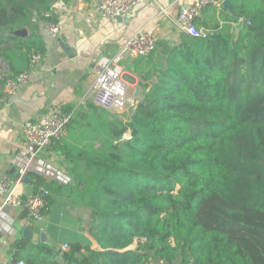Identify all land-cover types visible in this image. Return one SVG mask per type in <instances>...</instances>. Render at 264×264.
<instances>
[{
    "label": "trees",
    "instance_id": "16d2710c",
    "mask_svg": "<svg viewBox=\"0 0 264 264\" xmlns=\"http://www.w3.org/2000/svg\"><path fill=\"white\" fill-rule=\"evenodd\" d=\"M59 1L0 0V98L45 54ZM226 1L201 9L203 36L178 32L137 59L133 118L91 102L65 109L67 135L52 147L71 182L27 178L32 194L48 191L45 214L55 196L86 208L87 236L48 225L49 243H12V264H264V0Z\"/></svg>",
    "mask_w": 264,
    "mask_h": 264
},
{
    "label": "crops",
    "instance_id": "0c3cea01",
    "mask_svg": "<svg viewBox=\"0 0 264 264\" xmlns=\"http://www.w3.org/2000/svg\"><path fill=\"white\" fill-rule=\"evenodd\" d=\"M98 0H69L54 4L62 27L61 35L50 37L45 27L41 35L46 47L43 61L30 83L9 98L4 89L0 98V175H16L18 162L15 158L23 143L22 124L34 118L48 106H60L64 111L71 107L76 111L87 102L93 103L94 83L106 61L119 57L114 65L122 74L131 92L129 100L140 102L142 89L139 73L145 68L138 60L121 54L125 41L140 30L152 31L159 40L175 42L179 32L176 18L181 10L196 0H141L131 13L113 22L101 17L94 9ZM224 1V0H222ZM218 8V7H217ZM240 28V24L232 25ZM238 30L234 33L237 34ZM113 66V64L111 65ZM7 66L0 59V77ZM136 89H138L137 96ZM72 113V112H71ZM128 132L124 139H129ZM36 173L48 181L62 184L71 182L63 157L52 146L43 150L35 159ZM16 194L25 200L32 194L29 178L16 187ZM1 205V202H0ZM5 213L14 220L11 231L0 233V264H12V243L20 237L33 242L49 243L48 225L73 232L83 231L89 223V212L65 198L53 197L52 205L45 214L46 222L38 225L26 219L20 208H6ZM29 229L30 237L24 236ZM84 232V231H83ZM87 236V233L84 232ZM60 246V247H59ZM62 244H56L55 249ZM64 264L61 259H58ZM15 264V263H14Z\"/></svg>",
    "mask_w": 264,
    "mask_h": 264
},
{
    "label": "built area",
    "instance_id": "2783aa9c",
    "mask_svg": "<svg viewBox=\"0 0 264 264\" xmlns=\"http://www.w3.org/2000/svg\"><path fill=\"white\" fill-rule=\"evenodd\" d=\"M141 0H98L94 11L101 17L113 22L117 17H123L132 12ZM222 0H196L194 3L181 10L176 18L179 32L191 37L203 36L205 31L195 23L200 16L201 9L211 5L220 7ZM55 11V6L53 5ZM47 34L52 37L61 35L62 27L59 22L44 26ZM157 36L148 30L133 33L123 44L121 54L131 60L147 58L154 50ZM43 61V56L34 53L30 56L29 69L10 79L4 84V92L9 98L14 97L20 89L26 87L34 74L38 71ZM119 57L113 61H106L94 83L93 104L108 112L123 114L131 117L127 109L134 108L137 102L130 101L127 97V84L122 79L120 71L114 65ZM113 64V66H111ZM72 120V113L64 111L60 106H48L34 118L25 121L21 126L23 143L15 158L18 162L16 175H0V233L13 229L14 220L6 213V208H20L25 212L26 219L34 224L43 225L46 222L45 207L48 191L40 187L38 192L30 194L21 200L16 194V187L30 172L36 173L35 159L46 148L55 142L61 141L67 135L68 126ZM62 250L67 246L62 245ZM15 264H25L18 261Z\"/></svg>",
    "mask_w": 264,
    "mask_h": 264
},
{
    "label": "water",
    "instance_id": "95a60500",
    "mask_svg": "<svg viewBox=\"0 0 264 264\" xmlns=\"http://www.w3.org/2000/svg\"><path fill=\"white\" fill-rule=\"evenodd\" d=\"M223 5L226 6V7H228V8H230V5H229L228 1H226V0L223 1ZM116 20H118V21H119V20H122V17H121V16H120V17H117ZM19 33L22 34V35H25V34H26V31H25V30H22V31H20ZM138 91H139V90L136 89V94H135V96H137ZM140 102L142 103L143 101L141 100ZM133 117H134V115H131V118H133ZM25 179H26V178H25ZM25 179H24L23 181H25ZM30 235H31L30 230L26 228V229L24 230V236H25V237H30ZM130 249H131V248H130Z\"/></svg>",
    "mask_w": 264,
    "mask_h": 264
},
{
    "label": "rangeland",
    "instance_id": "374dc122",
    "mask_svg": "<svg viewBox=\"0 0 264 264\" xmlns=\"http://www.w3.org/2000/svg\"><path fill=\"white\" fill-rule=\"evenodd\" d=\"M238 30V27H236V28H233V32L235 33L236 31ZM121 74V73H120ZM121 76H122V74H121ZM122 79L124 80V78L122 77ZM125 81V80H124ZM125 83H126V81H125ZM127 84V83H126ZM130 92H131V89H130V87H128V89H127V97L129 98V96H130ZM128 110V112L130 111V109H127ZM88 226H89V224H86L85 225V231H87V229H88ZM136 247V244H133L130 248L131 249H133V248H135ZM148 264H151V263H148Z\"/></svg>",
    "mask_w": 264,
    "mask_h": 264
}]
</instances>
